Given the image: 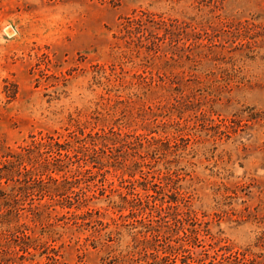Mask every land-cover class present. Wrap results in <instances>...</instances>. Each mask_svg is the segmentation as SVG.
<instances>
[{
  "label": "rangeland",
  "instance_id": "374dc122",
  "mask_svg": "<svg viewBox=\"0 0 264 264\" xmlns=\"http://www.w3.org/2000/svg\"><path fill=\"white\" fill-rule=\"evenodd\" d=\"M0 264H264V0H0Z\"/></svg>",
  "mask_w": 264,
  "mask_h": 264
},
{
  "label": "trees",
  "instance_id": "16d2710c",
  "mask_svg": "<svg viewBox=\"0 0 264 264\" xmlns=\"http://www.w3.org/2000/svg\"><path fill=\"white\" fill-rule=\"evenodd\" d=\"M60 154V153H59Z\"/></svg>",
  "mask_w": 264,
  "mask_h": 264
}]
</instances>
